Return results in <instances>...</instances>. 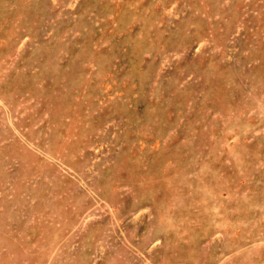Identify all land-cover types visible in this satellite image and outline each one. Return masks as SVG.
Here are the masks:
<instances>
[{
  "label": "rangeland",
  "instance_id": "rangeland-1",
  "mask_svg": "<svg viewBox=\"0 0 264 264\" xmlns=\"http://www.w3.org/2000/svg\"><path fill=\"white\" fill-rule=\"evenodd\" d=\"M0 264H264V0H0Z\"/></svg>",
  "mask_w": 264,
  "mask_h": 264
}]
</instances>
